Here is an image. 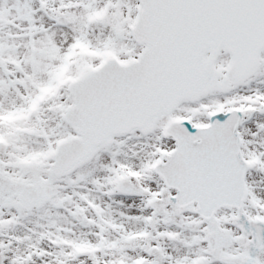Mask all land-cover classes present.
<instances>
[{
  "label": "snow or ice",
  "instance_id": "6c2138e0",
  "mask_svg": "<svg viewBox=\"0 0 264 264\" xmlns=\"http://www.w3.org/2000/svg\"><path fill=\"white\" fill-rule=\"evenodd\" d=\"M0 264H264V0H0Z\"/></svg>",
  "mask_w": 264,
  "mask_h": 264
}]
</instances>
